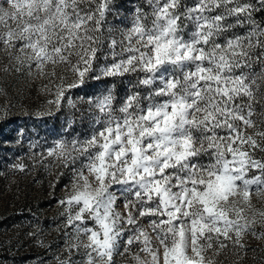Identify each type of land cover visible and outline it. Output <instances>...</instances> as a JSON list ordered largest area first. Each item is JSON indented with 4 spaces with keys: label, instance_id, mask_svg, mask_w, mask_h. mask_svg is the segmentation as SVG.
I'll use <instances>...</instances> for the list:
<instances>
[{
    "label": "snow or ice",
    "instance_id": "obj_1",
    "mask_svg": "<svg viewBox=\"0 0 264 264\" xmlns=\"http://www.w3.org/2000/svg\"><path fill=\"white\" fill-rule=\"evenodd\" d=\"M148 4L151 12L138 9L122 38L107 37L113 61L100 71L145 73L139 84L152 89L149 102L129 94L118 116L109 92L96 103L104 119L89 138L58 140L40 154L57 176L77 157L87 161L57 201L66 252L57 264H115L117 256L128 264H215L212 256L243 249L246 237L264 239L256 231L264 209L252 201H264V21L256 20L264 0ZM109 6L0 0L3 70L48 82L52 98L40 117L73 103L67 94L93 69ZM238 27L244 34L225 35ZM81 249L83 259H73Z\"/></svg>",
    "mask_w": 264,
    "mask_h": 264
},
{
    "label": "rangeland",
    "instance_id": "obj_2",
    "mask_svg": "<svg viewBox=\"0 0 264 264\" xmlns=\"http://www.w3.org/2000/svg\"><path fill=\"white\" fill-rule=\"evenodd\" d=\"M182 3L191 6L195 0H182ZM138 9L151 12L148 0H115L103 22L105 39L91 73L83 86L67 94L73 103L69 105L65 101L61 111L52 116L38 115L46 110L47 101L52 98L45 89L48 82L27 72H5L7 60L0 55V112L7 113L6 118H0V264H57L56 258L66 255L65 213L57 201L66 195V189L71 190L75 169L87 161L79 156L74 164L61 168L62 175L57 176L55 166L46 167L51 158L40 163V154L58 140L82 142L89 138L100 127L97 120L104 119L96 103L109 92L118 116L121 115L118 108L129 94L139 93L141 106L149 102L146 97L152 89L139 84L145 73L104 77L100 71L113 61L107 37L122 38L123 32L132 26ZM256 20L264 21V15L258 13ZM185 23L186 31H191V24ZM245 31L238 27L225 35L230 37L233 32L244 34ZM116 51L119 53L120 49ZM120 58L118 55L116 59ZM32 145L36 147L30 150ZM202 161L207 163L208 158L203 157ZM18 163L26 165L27 170L15 171L13 165ZM252 201L257 208L264 209V201L255 196ZM256 231L264 232V227L257 225ZM82 253L83 249L73 259H83ZM211 258L215 264H264V239L248 236L243 249L230 247ZM115 264H128V259L117 256Z\"/></svg>",
    "mask_w": 264,
    "mask_h": 264
},
{
    "label": "trees",
    "instance_id": "obj_3",
    "mask_svg": "<svg viewBox=\"0 0 264 264\" xmlns=\"http://www.w3.org/2000/svg\"><path fill=\"white\" fill-rule=\"evenodd\" d=\"M115 0H110V6L109 9L112 7V5L114 4ZM262 18V17H261Z\"/></svg>",
    "mask_w": 264,
    "mask_h": 264
}]
</instances>
